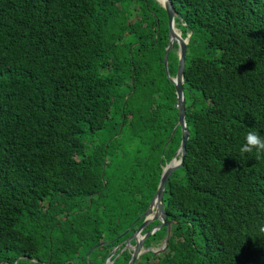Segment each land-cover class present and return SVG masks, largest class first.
Instances as JSON below:
<instances>
[{
	"label": "trees",
	"instance_id": "1",
	"mask_svg": "<svg viewBox=\"0 0 264 264\" xmlns=\"http://www.w3.org/2000/svg\"><path fill=\"white\" fill-rule=\"evenodd\" d=\"M171 2L189 137L167 247L133 264H264V156L240 151L264 135V0ZM167 23L156 0H0V264H102L141 224L181 139Z\"/></svg>",
	"mask_w": 264,
	"mask_h": 264
},
{
	"label": "water",
	"instance_id": "2",
	"mask_svg": "<svg viewBox=\"0 0 264 264\" xmlns=\"http://www.w3.org/2000/svg\"><path fill=\"white\" fill-rule=\"evenodd\" d=\"M167 13L168 18V45L165 47L163 54V64L165 67V71L169 80L174 85L175 95H176V105L178 108V119L177 124L181 129V139L178 148L170 158V160L163 165L160 178L157 184L156 191L150 200L147 209L141 215L142 222L137 227V229L129 235L126 240L120 242L107 255L102 264H113L115 259L119 256V254L128 249L130 251V258L126 264H133L136 259L145 251H152L154 254L161 253L166 247L170 237V230L172 221L167 220V215L164 210L163 204V192L166 185V182L176 168L182 165V161L184 159V155L186 152L185 143L189 137V131L186 126L185 121V95L183 88V71L185 67V55L187 43L189 42V37L191 33H188L185 37L181 35V31L175 25V8L171 2V0H156ZM177 45V69L174 76L169 75L168 73V54L169 51L173 49L174 44ZM158 221L156 224L152 225L149 230L146 232H142L143 229L149 225L150 223ZM166 227V234L164 236L163 242L160 247H145L144 241L145 239L158 231L160 228ZM134 241L131 243V241ZM93 248L89 249L87 252V256L89 252ZM117 252L116 255H114ZM114 256V257H113Z\"/></svg>",
	"mask_w": 264,
	"mask_h": 264
},
{
	"label": "clouds",
	"instance_id": "3",
	"mask_svg": "<svg viewBox=\"0 0 264 264\" xmlns=\"http://www.w3.org/2000/svg\"><path fill=\"white\" fill-rule=\"evenodd\" d=\"M240 151L244 154L254 153L257 159L264 156V135L258 131H249L244 137ZM259 233L264 238V226L259 228Z\"/></svg>",
	"mask_w": 264,
	"mask_h": 264
},
{
	"label": "rangeland",
	"instance_id": "4",
	"mask_svg": "<svg viewBox=\"0 0 264 264\" xmlns=\"http://www.w3.org/2000/svg\"><path fill=\"white\" fill-rule=\"evenodd\" d=\"M175 50L177 52V48ZM119 143H122L121 147L124 148L128 144V139L122 138ZM134 147H136V145H134ZM155 247H160V244L156 245Z\"/></svg>",
	"mask_w": 264,
	"mask_h": 264
},
{
	"label": "bare ground",
	"instance_id": "5",
	"mask_svg": "<svg viewBox=\"0 0 264 264\" xmlns=\"http://www.w3.org/2000/svg\"><path fill=\"white\" fill-rule=\"evenodd\" d=\"M162 1V0H161Z\"/></svg>",
	"mask_w": 264,
	"mask_h": 264
}]
</instances>
